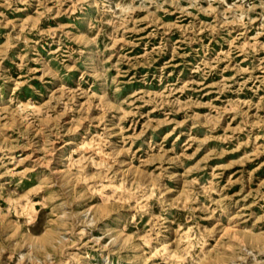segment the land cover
<instances>
[{
	"label": "rangeland",
	"instance_id": "374dc122",
	"mask_svg": "<svg viewBox=\"0 0 264 264\" xmlns=\"http://www.w3.org/2000/svg\"><path fill=\"white\" fill-rule=\"evenodd\" d=\"M141 262L264 264V0H0V264Z\"/></svg>",
	"mask_w": 264,
	"mask_h": 264
},
{
	"label": "bare ground",
	"instance_id": "6f19581e",
	"mask_svg": "<svg viewBox=\"0 0 264 264\" xmlns=\"http://www.w3.org/2000/svg\"><path fill=\"white\" fill-rule=\"evenodd\" d=\"M152 7V6H151ZM119 126V125H118ZM102 138V137H101ZM106 150V149H105ZM107 151V150H106ZM49 152H51V151H49ZM92 155V154H91ZM35 157V156H34ZM79 185V184H78ZM145 190V189H144ZM136 200V199H135ZM117 207V206H116ZM19 214H20V212H19ZM27 215V214H26ZM91 215V214H90ZM235 221V220H234ZM228 226V225H227ZM237 226V225H236ZM122 231V230H121ZM235 235V234H234ZM237 235V234H236ZM200 241V240H199ZM101 243V242H100ZM141 246V245H140ZM154 247V246H153ZM168 248V247H167ZM159 258V257H158ZM108 260V259H107ZM214 262V261H213ZM87 264V263H86ZM141 264H142V262H141Z\"/></svg>",
	"mask_w": 264,
	"mask_h": 264
}]
</instances>
